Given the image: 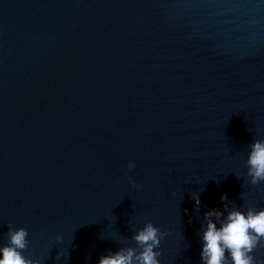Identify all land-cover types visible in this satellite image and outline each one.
Wrapping results in <instances>:
<instances>
[{
	"label": "water",
	"instance_id": "1",
	"mask_svg": "<svg viewBox=\"0 0 264 264\" xmlns=\"http://www.w3.org/2000/svg\"><path fill=\"white\" fill-rule=\"evenodd\" d=\"M254 139L264 0H0V245L96 264L151 223L161 264H203L207 210L264 208Z\"/></svg>",
	"mask_w": 264,
	"mask_h": 264
},
{
	"label": "clouds",
	"instance_id": "2",
	"mask_svg": "<svg viewBox=\"0 0 264 264\" xmlns=\"http://www.w3.org/2000/svg\"><path fill=\"white\" fill-rule=\"evenodd\" d=\"M246 163L251 182L264 181V139L251 142ZM134 166L129 163V167ZM194 201L199 205L198 195ZM205 220L200 251L203 264H255L252 253L264 241V208H248L246 211L232 208L226 214L219 209H209L205 212ZM162 235L153 224H145L132 237L139 245V251L133 247L109 250L100 255L96 264H161L156 249ZM27 236L26 228L9 227L8 242L0 245V264H39L38 260L23 253L28 244Z\"/></svg>",
	"mask_w": 264,
	"mask_h": 264
}]
</instances>
